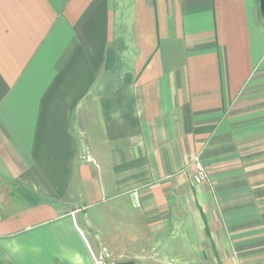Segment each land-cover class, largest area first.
<instances>
[{
	"label": "crops",
	"instance_id": "obj_1",
	"mask_svg": "<svg viewBox=\"0 0 264 264\" xmlns=\"http://www.w3.org/2000/svg\"><path fill=\"white\" fill-rule=\"evenodd\" d=\"M263 5L0 0V264H95L127 197L167 264H264Z\"/></svg>",
	"mask_w": 264,
	"mask_h": 264
},
{
	"label": "rangeland",
	"instance_id": "obj_2",
	"mask_svg": "<svg viewBox=\"0 0 264 264\" xmlns=\"http://www.w3.org/2000/svg\"><path fill=\"white\" fill-rule=\"evenodd\" d=\"M108 87L111 89L113 85ZM125 200V212L114 207L111 211L110 204L104 201L92 207L80 206L84 229L97 240L93 249L95 257L103 256L106 264L123 261H133L134 264H167L164 257L161 259L164 253L162 255L158 252L156 244L152 243L155 239L152 228L146 225L142 229L136 227L135 214L132 213L135 203L129 197Z\"/></svg>",
	"mask_w": 264,
	"mask_h": 264
},
{
	"label": "built area",
	"instance_id": "obj_3",
	"mask_svg": "<svg viewBox=\"0 0 264 264\" xmlns=\"http://www.w3.org/2000/svg\"><path fill=\"white\" fill-rule=\"evenodd\" d=\"M84 159L87 162L95 163V160L90 155H85ZM193 163L195 166V175H194L195 181L199 183L207 180L208 178L207 171L204 168V166L200 163L197 157L193 159ZM0 221H1V216H0ZM94 262L95 264H106L103 256H99V257L94 256Z\"/></svg>",
	"mask_w": 264,
	"mask_h": 264
},
{
	"label": "trees",
	"instance_id": "obj_4",
	"mask_svg": "<svg viewBox=\"0 0 264 264\" xmlns=\"http://www.w3.org/2000/svg\"><path fill=\"white\" fill-rule=\"evenodd\" d=\"M119 71H120V66L117 65V66L111 68V69L109 70V72H107V73H108V75L117 76V75H119Z\"/></svg>",
	"mask_w": 264,
	"mask_h": 264
},
{
	"label": "water",
	"instance_id": "obj_5",
	"mask_svg": "<svg viewBox=\"0 0 264 264\" xmlns=\"http://www.w3.org/2000/svg\"><path fill=\"white\" fill-rule=\"evenodd\" d=\"M262 14L264 16V5L262 8ZM111 264H134V262L133 261H123V262H117V263H111Z\"/></svg>",
	"mask_w": 264,
	"mask_h": 264
}]
</instances>
